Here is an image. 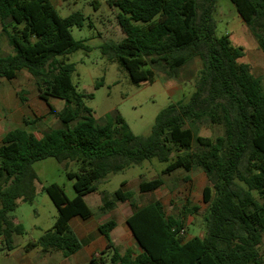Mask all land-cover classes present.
<instances>
[{
	"label": "trees",
	"instance_id": "1",
	"mask_svg": "<svg viewBox=\"0 0 264 264\" xmlns=\"http://www.w3.org/2000/svg\"><path fill=\"white\" fill-rule=\"evenodd\" d=\"M217 1L110 0L119 10L125 38L105 42L101 51L134 85L154 83L156 70L179 79L195 58L203 65L189 99L160 111L151 133L141 136L121 114L108 115L100 124L85 105V98L93 95L79 92L73 82L76 65L68 57L89 49L72 34L73 27L84 26L81 11L62 17L52 0H0V28L13 47L12 54H0V82L28 71L39 98L61 122L60 128L40 138L18 127L2 140L0 236L8 251L16 249L15 237L25 233L10 213L18 201L33 204L37 196L36 162L53 157L67 166L79 164L78 171L67 174L74 180L76 196L68 198L57 183L48 186L49 196L62 198L66 208L59 206L53 228L26 246L27 252L40 248L69 258L83 248L71 222L77 214L85 219L92 215L86 197L111 176L156 159L168 164L165 175L197 168L206 174L210 184L203 191L208 204L205 235L187 238V219L199 206H185L174 216L159 200L137 207L131 191H104L100 212L114 210L120 202L133 207L127 224L141 251L117 247L112 232L118 224L110 219L99 226L107 246L90 264H264V85L243 61L244 48L233 46L230 35H217ZM231 1L264 51V0ZM51 99L64 101V108L58 111ZM21 101L26 99L21 96ZM206 123L223 134L200 135L199 124ZM164 184L161 177L142 180L140 191H156Z\"/></svg>",
	"mask_w": 264,
	"mask_h": 264
},
{
	"label": "rangeland",
	"instance_id": "2",
	"mask_svg": "<svg viewBox=\"0 0 264 264\" xmlns=\"http://www.w3.org/2000/svg\"><path fill=\"white\" fill-rule=\"evenodd\" d=\"M62 17L81 11L85 16L84 26L73 27L72 34L77 41H83L88 50H79L69 55L68 59L76 65L73 82L79 92L93 95L85 98V105L93 110L94 116L100 124L106 122L108 115L121 114L136 135L147 136L151 133L155 120L160 111L172 103L186 102L195 89L200 71L203 67L199 58L191 60L181 71L179 79H171L166 73L156 70L154 83L134 85L127 72L117 63L109 62L102 54L101 46L110 40L120 42L125 34L119 25L118 8L111 6L110 0H52ZM95 1L100 2L96 8ZM214 18L219 37L230 35L235 47H243L247 52L243 61L250 63L254 52L259 53L264 61V51L257 44L249 28L238 13L231 0H218ZM0 54L13 53L6 34L0 28ZM255 59V58H254ZM257 64V63H256ZM259 72L261 67L256 65ZM261 73L263 70L260 71ZM264 85V74L261 77ZM103 85L97 88V84ZM175 83L182 86L180 94L172 95L170 87ZM21 96L26 99L21 101ZM51 104L62 109L64 101L51 99ZM62 107V108H61ZM190 121V120H189ZM26 122H29L27 124ZM25 127L34 132L39 138L51 129L61 127L59 119L50 113L48 105L39 98L37 85L28 71L23 70L12 81L2 79L0 82V146L8 130ZM199 134L206 137L222 135L220 128L206 124H199ZM168 164L156 159L147 160L141 165L134 166L123 173L111 176L104 181L99 191L86 197L93 216L83 219L77 214L72 220V227L80 239H83L84 248L77 254L65 258L61 252L44 253L40 249L26 251L31 241H38L42 235L55 225L59 206L66 208V201L62 198H51L46 188L54 183L61 186L66 196L73 199L76 196L74 180L68 178V171H78L77 162L60 163L50 157L36 162L33 167L38 175L36 181L37 196L33 204L18 201V207L10 213V218L24 226L25 233L15 237L16 249L8 251L3 237L0 236V264H88V259L82 256L86 252L85 245L89 243L86 231H91L92 239L98 231L97 224L105 223L110 219L118 222L114 230V241L121 251L134 247V238L122 232L126 225L123 221L129 211H133L129 202L118 203L114 210L100 212L102 206V192L113 194L119 188L134 193L137 207L159 200L164 205L168 215L179 216L183 208L189 209L199 206L195 214H190L188 220L187 238L195 235L204 236L206 233L205 212L208 204L203 201L204 188L210 184L206 174L200 168L191 173L183 169L171 175L163 174ZM189 176L190 181L185 178ZM163 178L165 184L158 190L142 193V180ZM126 185H122L123 182ZM1 207V202H0ZM117 237V233L120 232ZM90 234V233H89ZM99 236L100 233H99ZM264 255V243L262 245ZM101 248L96 253L101 252ZM97 255V254H96Z\"/></svg>",
	"mask_w": 264,
	"mask_h": 264
},
{
	"label": "crops",
	"instance_id": "3",
	"mask_svg": "<svg viewBox=\"0 0 264 264\" xmlns=\"http://www.w3.org/2000/svg\"><path fill=\"white\" fill-rule=\"evenodd\" d=\"M246 54H247V52L245 51V56H246ZM255 58V59H254ZM257 63V64H256ZM250 65H251V67H252V72L254 73V75L256 76V77H259V78H261L262 76H263V74H264V61H263V59H262V56L259 54V53H257V52H254V54H253V56H251V60H250ZM256 65H259V67H261V70H263V72L261 73L260 71L261 70H259V72L255 69V67H256ZM181 90H182V86H176V84L175 83H173L172 84V86L170 87V92L172 93V95H174L175 93H177V94H180L181 93ZM180 102H184V101H179L178 103H180ZM175 104H177V103H175ZM64 106H65V102H64ZM64 106H62L63 108H64ZM61 107V108H62ZM56 108V107H55ZM62 108V109H63ZM57 109V108H56ZM62 109H57L58 111H60V110H62ZM8 131H10V130H8ZM8 131H7V133H8ZM6 133V134H7ZM5 134V135H6ZM4 135V136H5ZM4 138V137H3ZM151 203V202H150ZM205 203V202H204ZM88 204V203H87ZM149 204V203H148ZM147 205V204H146ZM88 206H89V204H88ZM145 206V205H144ZM90 207V206H89ZM140 207H143V206H140ZM132 213H133V211H129V213L125 216V218L123 219V221H124V223H125V225H126V228H124L123 230H121L122 232H126L128 235H130L132 238H134L133 237V234H132V232H131V230H130V228H129V226H128V224H127V219L132 215ZM94 214H92L91 216H93ZM83 219H85V218H83ZM86 219H88V218H86ZM101 224H103V223H98L97 224V229H98V231H97V233H96V235H95V239L93 240L92 239V235H91V231L89 230V231H86V235H87V237H89V243L88 244H86L85 245V248H86V252L83 254V256H82V261H84L83 259H88L89 260V263L88 264H90V262H91V259L96 255V254H98V253H96L97 252V250L99 249V248H101L102 250L103 249H105V247L107 246V240H106V238L103 236V235H101V233L99 232V226L101 225ZM117 224H118V222H117ZM71 225H72V223H71ZM118 228V225H117V227L114 229V230H116ZM114 230H113V232H112V238H113V236H114ZM121 231L120 232H118L117 233V237H119L120 236V233H121ZM90 233V234H89ZM99 233H100V235L101 236H99ZM201 236V235H200ZM202 237V236H201ZM113 240H114V238H113ZM81 241L82 242H84L83 241V239H81ZM134 242L136 243V241H135V239H134ZM83 248H84V245H83ZM82 248V249H83ZM128 248H131V249H134L137 253H139L141 250H140V248L138 247V245H137V243H136V245L132 248V247H128ZM127 248V249H128ZM40 249V248H39ZM101 250V251H102ZM39 251H42L41 249L39 250ZM80 252V251H79Z\"/></svg>",
	"mask_w": 264,
	"mask_h": 264
}]
</instances>
